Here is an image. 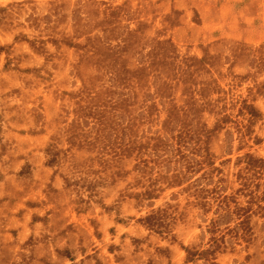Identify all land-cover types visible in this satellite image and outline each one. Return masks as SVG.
<instances>
[{
    "label": "rangeland",
    "instance_id": "obj_1",
    "mask_svg": "<svg viewBox=\"0 0 264 264\" xmlns=\"http://www.w3.org/2000/svg\"><path fill=\"white\" fill-rule=\"evenodd\" d=\"M165 41L186 72L180 104L205 83L216 102L203 121L228 120L211 141L219 170L201 182L213 207L183 202L187 217L157 231L141 218L179 190L131 199L134 162L108 152L101 166L96 138L111 122L95 115L130 95L114 70L149 65ZM246 154L264 159V0H0V264H264V168L240 171ZM219 194L250 208L247 236L216 210ZM184 248L210 253L190 261Z\"/></svg>",
    "mask_w": 264,
    "mask_h": 264
},
{
    "label": "trees",
    "instance_id": "obj_2",
    "mask_svg": "<svg viewBox=\"0 0 264 264\" xmlns=\"http://www.w3.org/2000/svg\"><path fill=\"white\" fill-rule=\"evenodd\" d=\"M159 46L166 52L150 53L149 56L154 55L149 65L139 64L133 70L122 68L114 70L116 87H123L124 90L130 91V95L125 94L122 99L110 98V102L100 103L98 107H101L103 112L95 116L99 117L102 123L107 112L110 115L107 119L111 122L110 126L103 128V135L96 138L97 143L100 144L101 166L110 162L106 157L108 152L112 153L111 161H114L115 165L126 159L134 162L133 170L128 174L131 172L138 174L135 178L140 192L132 195L131 199L152 202L160 200L169 190H179L172 192L173 200L166 202L165 209H152L141 218L148 230L160 231L159 229L163 227L167 231L166 219L175 221L187 217L178 209L181 203L184 202L185 208H200L206 213L207 208L210 210L213 207L208 197L211 192L201 182L208 181L212 178V173L219 170L211 151V141L228 118L216 112L221 118L213 128L203 121L201 115L207 112L210 106H215L216 102L206 93L208 85L205 83H202L199 92L189 93V86L186 94L182 95L185 96L184 103L180 104V99L176 97V86L177 83L185 81L186 72L182 69V62L179 61L176 50L169 41L160 42ZM126 49L127 46H124L120 50L123 52ZM191 61L196 62V65L204 63V59L192 58ZM192 66L187 65V68ZM130 73L133 76L128 77L127 74ZM155 78H157L155 86L158 87L153 91ZM100 96L99 94L98 97ZM247 110L249 122L254 121L258 117V111L252 105ZM163 113L164 119L160 121L159 118ZM157 122L158 131L149 132L147 127L150 128V125ZM99 131L101 132V130L97 132ZM241 160L245 167L240 171L249 173L264 168V159L253 154H246ZM182 196L186 198L181 200ZM230 199L226 194H219L215 198L216 210L223 212L222 215L228 214V217L236 216L238 228H241L247 236L251 232L248 226L251 217L250 208L236 204L232 210ZM169 210H173L172 214H168ZM210 229V233L218 231L216 221H213ZM233 230V228L228 229L229 232ZM184 249L190 261L196 256L204 258L210 253L209 250L192 252L189 248Z\"/></svg>",
    "mask_w": 264,
    "mask_h": 264
}]
</instances>
